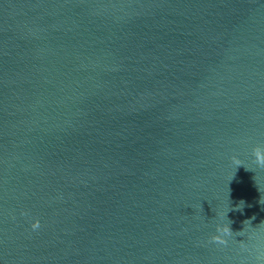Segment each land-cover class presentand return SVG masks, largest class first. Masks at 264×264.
<instances>
[{"label": "water", "instance_id": "1", "mask_svg": "<svg viewBox=\"0 0 264 264\" xmlns=\"http://www.w3.org/2000/svg\"><path fill=\"white\" fill-rule=\"evenodd\" d=\"M257 146L264 0H0V264H264Z\"/></svg>", "mask_w": 264, "mask_h": 264}, {"label": "clouds", "instance_id": "2", "mask_svg": "<svg viewBox=\"0 0 264 264\" xmlns=\"http://www.w3.org/2000/svg\"><path fill=\"white\" fill-rule=\"evenodd\" d=\"M251 154H252V157L254 158V163L256 164V166L259 168H264V147H261V146L254 147L252 149ZM232 163L236 167L242 165L241 161L236 159L235 157H233ZM243 207H244V202L241 201L235 210L236 211H242ZM247 224H248V222L246 221L245 225H247ZM39 227H40L39 221H34L31 224V229L34 231L37 230ZM215 231H216V235H213L210 238V242L214 243V244H218V245H222V246L227 245L228 240L226 238L233 236V233L230 230L228 225H217ZM243 232L244 231H241L237 234H242Z\"/></svg>", "mask_w": 264, "mask_h": 264}]
</instances>
